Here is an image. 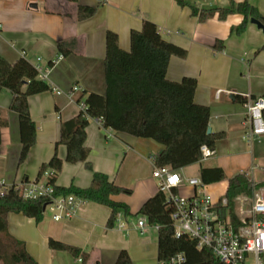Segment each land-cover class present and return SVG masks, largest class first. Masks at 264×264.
I'll use <instances>...</instances> for the list:
<instances>
[{"label": "crops", "instance_id": "1", "mask_svg": "<svg viewBox=\"0 0 264 264\" xmlns=\"http://www.w3.org/2000/svg\"><path fill=\"white\" fill-rule=\"evenodd\" d=\"M183 1L205 8H223L230 1L243 0ZM248 1L264 17V0ZM32 4L36 8H31ZM78 5L96 7V13L77 22ZM143 20L152 22L164 40L186 51L184 59L170 58L166 78L174 82L184 77L196 79L194 102L208 107L210 133L223 135L216 141L213 155L199 162L208 161L199 166V179L200 169L219 168L227 179L244 174L254 184L264 183V169L257 165L264 164V135L248 138L250 127L246 115L248 103L264 94V52L256 54L264 44V35L256 26L249 23L242 34H230V29L241 22L240 15H229L223 21L213 17L198 22L190 16L187 7L178 6L175 0H0L2 58L13 63L24 52L30 64L44 69L61 57L46 78L52 89L61 94L49 91L28 98L36 142L21 164L18 163L21 145L17 115L8 109L9 93L0 91V110L8 121L7 127L0 131V190L35 182L40 166L54 153L63 161L55 186L84 189L90 185L91 172L83 163H66L65 147L56 145L59 125L79 112L77 99L82 93H103L105 32L117 34L119 47L128 51L130 31L140 30ZM59 40L73 42L67 56L57 52ZM216 41L222 42L219 49L214 48ZM74 85L81 88V93L70 100L65 94ZM234 95L246 99V103L234 102ZM85 133L87 162L93 171L134 192V198L119 195L114 199L128 208L132 205L133 210L129 208V211L136 213L157 192L156 181L151 176L154 167L151 157L162 146L149 139L105 129L96 119L89 120ZM255 171L260 173L255 176ZM48 176L46 173L38 181L46 183ZM218 183L225 184V194L227 180ZM213 184L205 185V190ZM109 214L108 208L87 201L79 206L73 218L61 222H54L49 215L37 224L20 214H9L8 233L25 243L26 251L38 264H113L120 250L127 251L132 264H155L157 229L147 224L140 233L131 216L125 217L124 230L108 229ZM48 238L78 248L87 261L82 263L66 252L48 249Z\"/></svg>", "mask_w": 264, "mask_h": 264}, {"label": "trees", "instance_id": "2", "mask_svg": "<svg viewBox=\"0 0 264 264\" xmlns=\"http://www.w3.org/2000/svg\"><path fill=\"white\" fill-rule=\"evenodd\" d=\"M175 2L180 7H187L190 16L198 22H205L213 17L223 21L229 15H240L241 22L230 29V34H242L250 19H255L264 26V17L248 0L238 3L230 1L228 6L223 8L188 5L183 0ZM95 13L96 7L78 5L75 20H87ZM104 42L103 93L81 94L77 102L82 108L73 118L60 122L59 139L56 142V145H63L66 149V163H83L91 172L90 185L84 189L73 185L68 188L55 186L63 164L56 153L47 163L40 166L36 181L49 173L46 183L53 186L54 196L73 195L108 208V229L114 227L119 213L124 217L144 218L149 226L157 229V260H166L182 253L187 264H215L209 252L196 250L194 243L187 237L174 238L163 193L157 191L134 214L130 213L126 204L116 201L114 197L129 196L132 190L114 184L103 173L93 171L87 162L89 150L84 145L88 122L96 119L105 129L135 138L149 139L161 145L162 150L151 157L154 167L167 166L179 171L199 163L200 148L206 146L213 150L216 141L223 135L207 134L209 109L194 102L196 79L184 77L174 82L166 78L170 58L184 59L187 53L181 47L164 40L156 26L148 20L142 21L140 30L130 31L128 51L119 47L118 36L114 32L106 31ZM72 44L73 42L59 40L56 43L57 52L61 56H67L71 52ZM221 46L222 42L216 41L214 48L219 49ZM260 52H264V44L256 54ZM51 65L52 62L49 63V66ZM0 91L9 93L11 100L8 109L17 115L21 145L18 163L21 164L36 142V128L30 118L28 98L49 92L51 87L47 82L38 79L35 67L26 59L20 58L9 63L0 56ZM232 100L240 104L246 103V99L238 95L232 96ZM7 125L8 121L0 110V131ZM224 179L225 176L219 168L200 169V180L204 185L218 183ZM261 186H264V183L254 184L244 174L228 179L223 197L227 199L224 213L228 212L234 217L235 199L241 195L250 196L253 188ZM47 202L48 199L44 198H23L15 185L0 193V264H38L26 251L25 243L8 233L7 216L20 214L38 224L44 217L43 206ZM47 246L50 250L66 252L74 259H80L82 263L87 261V256L78 248L60 241L48 238ZM113 264H132V261L126 250H120Z\"/></svg>", "mask_w": 264, "mask_h": 264}, {"label": "built area", "instance_id": "3", "mask_svg": "<svg viewBox=\"0 0 264 264\" xmlns=\"http://www.w3.org/2000/svg\"><path fill=\"white\" fill-rule=\"evenodd\" d=\"M21 57L25 59L24 52L21 53ZM60 59L61 57L58 58ZM57 61H53L51 66L44 69L39 65L34 66L38 79L46 82L50 68ZM51 91L57 95L61 94L52 87ZM79 93L81 88L74 85L65 95L68 99L74 100L75 95ZM263 112L264 98L259 97L248 103L246 115L250 127L248 134L250 140L264 135ZM97 122L101 124L99 120ZM200 153L201 160H206L213 155V150L202 146ZM151 176L156 181L157 191L165 196L174 238L187 237L194 243L196 250L209 252L215 264H264L263 187L253 188L250 196L237 197L232 217L223 211L227 206V199L222 197L218 201H213L200 179H184L179 171L167 166L153 167ZM15 186L23 198L48 199L44 213L49 210L54 222L73 218L79 206L85 202L73 195L54 196V188L48 183L36 181ZM182 189H187L189 193L181 195ZM4 190H0V193ZM124 220L125 217L119 213L114 227L124 230L126 224ZM146 225L144 218H138L135 227L142 233ZM155 264H187V260L184 254L177 253L166 260H157Z\"/></svg>", "mask_w": 264, "mask_h": 264}, {"label": "rangeland", "instance_id": "4", "mask_svg": "<svg viewBox=\"0 0 264 264\" xmlns=\"http://www.w3.org/2000/svg\"><path fill=\"white\" fill-rule=\"evenodd\" d=\"M206 164H208V161L205 163L201 162V163L193 164L191 166L184 168L181 172H179V174L181 177H182V175L185 176V177H182L184 179L185 178L199 179V176H198L199 166H201V165L204 166ZM257 165L264 169V164H257ZM258 173H260V172L255 171V176H257ZM225 180H228V179L225 177V179L223 181H225ZM224 190H225V184L224 183H217V184H213L211 186H208L206 191L212 200H216L218 197L223 196ZM188 193H189V191L187 189H182L180 191L181 195H187ZM133 194H134V192H132V194L129 196H126V195H120V196L125 197V198H128V197L134 198L135 196H133ZM129 208H130V210H133L132 205H129ZM49 215L52 216V213L49 210H46L44 213V217L48 218ZM127 219H128V217H127ZM137 219L138 218H133L132 220L134 223H136Z\"/></svg>", "mask_w": 264, "mask_h": 264}, {"label": "water", "instance_id": "5", "mask_svg": "<svg viewBox=\"0 0 264 264\" xmlns=\"http://www.w3.org/2000/svg\"><path fill=\"white\" fill-rule=\"evenodd\" d=\"M30 7L31 8H36V5L32 4V5H30ZM249 23L254 25V26H256V28L258 30H260L263 33V35H264V26L259 21L255 20V19H250ZM207 134H210V129L209 128L207 129ZM45 206H46V204L43 206V212H44Z\"/></svg>", "mask_w": 264, "mask_h": 264}]
</instances>
